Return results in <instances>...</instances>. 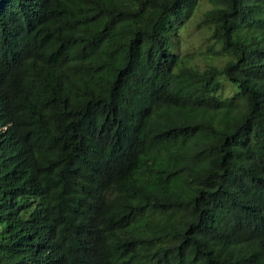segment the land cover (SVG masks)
<instances>
[{
  "label": "trees",
  "instance_id": "trees-1",
  "mask_svg": "<svg viewBox=\"0 0 264 264\" xmlns=\"http://www.w3.org/2000/svg\"><path fill=\"white\" fill-rule=\"evenodd\" d=\"M207 1L200 67V0H0V264H264V0Z\"/></svg>",
  "mask_w": 264,
  "mask_h": 264
},
{
  "label": "rangeland",
  "instance_id": "rangeland-1",
  "mask_svg": "<svg viewBox=\"0 0 264 264\" xmlns=\"http://www.w3.org/2000/svg\"><path fill=\"white\" fill-rule=\"evenodd\" d=\"M210 6L207 0H200L195 12L184 23L178 35L179 54L184 59H189L190 63L198 64L200 67H204L212 56L209 49L211 39L208 38V31L198 24L203 12Z\"/></svg>",
  "mask_w": 264,
  "mask_h": 264
},
{
  "label": "clouds",
  "instance_id": "clouds-1",
  "mask_svg": "<svg viewBox=\"0 0 264 264\" xmlns=\"http://www.w3.org/2000/svg\"><path fill=\"white\" fill-rule=\"evenodd\" d=\"M11 104V100L10 101H5V105L6 106H9ZM3 127V126H2ZM69 234H71L70 232H69Z\"/></svg>",
  "mask_w": 264,
  "mask_h": 264
}]
</instances>
